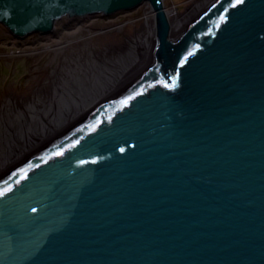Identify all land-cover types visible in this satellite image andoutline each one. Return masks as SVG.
Here are the masks:
<instances>
[{"label": "water", "instance_id": "1", "mask_svg": "<svg viewBox=\"0 0 264 264\" xmlns=\"http://www.w3.org/2000/svg\"><path fill=\"white\" fill-rule=\"evenodd\" d=\"M147 0H0L12 34ZM0 180V264H264V0H214Z\"/></svg>", "mask_w": 264, "mask_h": 264}, {"label": "bare ground", "instance_id": "2", "mask_svg": "<svg viewBox=\"0 0 264 264\" xmlns=\"http://www.w3.org/2000/svg\"><path fill=\"white\" fill-rule=\"evenodd\" d=\"M213 1H194L184 13L178 14L167 10L161 0L162 11L168 22V40H179L193 20L211 6ZM141 4H150L151 8H145L142 28L125 39V43L109 39L100 47V41L93 42L89 37L93 32L87 26L79 25L69 35L75 37L85 31L89 36L83 39L84 44L77 47H73L70 42L55 43L54 54L58 59V56H62L61 59L66 65L63 67L62 62L59 63L56 70L60 69L62 73L57 77L54 72L53 79L47 83L49 86L46 91H36L32 95L33 103L28 101L24 105L21 102L16 103L13 98L0 106V174L6 172L1 174L0 180L26 161L37 149L65 134L78 120L146 73L156 58L157 17L148 0ZM88 15H63L54 20V23L62 17L84 19ZM54 30L53 25L51 32ZM9 33L12 34L10 31ZM62 89L67 90L68 97L65 101L56 98ZM42 99L48 104L34 114L36 102ZM21 113L24 120H17L15 117L19 118Z\"/></svg>", "mask_w": 264, "mask_h": 264}, {"label": "rangeland", "instance_id": "3", "mask_svg": "<svg viewBox=\"0 0 264 264\" xmlns=\"http://www.w3.org/2000/svg\"><path fill=\"white\" fill-rule=\"evenodd\" d=\"M162 1L167 10L180 14L198 0ZM147 5L141 4L135 8L120 10L107 16L98 13L88 15L84 19L62 17L54 23L55 30L53 32L31 33L22 38L13 36L4 25L0 24V106L5 104L8 99L13 100V98L16 99V103L21 102L26 105L28 101H32L36 91H46L49 86L47 83L53 79L54 72L57 77L62 73V70H56L59 63L62 62L63 67L66 65L65 61L61 59L62 56H58L59 59L55 56V43L58 41L70 42L69 44H73V47H77L84 44L83 39L89 36L85 31L78 33L75 37L69 35L78 29L79 25H85L93 32V35L89 37L93 42L100 41V47H103L104 42L109 39L125 43V39L142 28L145 8H151L150 4ZM66 88L68 89V87ZM67 97V90L62 89L56 98L59 101H65ZM45 104L48 102L43 99L36 102L34 114L40 112V109L46 106ZM15 118L24 120L22 113L19 118L17 116ZM14 122L18 123V121ZM3 126L6 127V125ZM5 173V171L1 172V174Z\"/></svg>", "mask_w": 264, "mask_h": 264}, {"label": "snow or ice", "instance_id": "4", "mask_svg": "<svg viewBox=\"0 0 264 264\" xmlns=\"http://www.w3.org/2000/svg\"><path fill=\"white\" fill-rule=\"evenodd\" d=\"M241 2V0H237V3H240Z\"/></svg>", "mask_w": 264, "mask_h": 264}]
</instances>
